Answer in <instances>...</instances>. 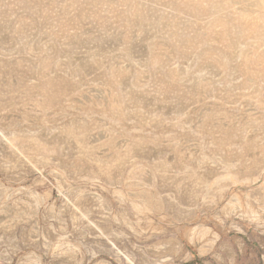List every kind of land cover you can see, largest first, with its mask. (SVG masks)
<instances>
[{
    "label": "rangeland",
    "instance_id": "374dc122",
    "mask_svg": "<svg viewBox=\"0 0 264 264\" xmlns=\"http://www.w3.org/2000/svg\"><path fill=\"white\" fill-rule=\"evenodd\" d=\"M0 264H264V0H0Z\"/></svg>",
    "mask_w": 264,
    "mask_h": 264
}]
</instances>
